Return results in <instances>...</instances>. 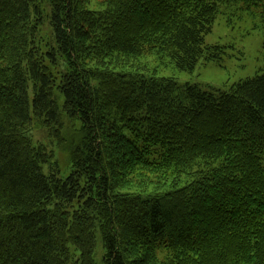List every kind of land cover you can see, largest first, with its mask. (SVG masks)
<instances>
[{
    "label": "trees",
    "instance_id": "obj_1",
    "mask_svg": "<svg viewBox=\"0 0 264 264\" xmlns=\"http://www.w3.org/2000/svg\"><path fill=\"white\" fill-rule=\"evenodd\" d=\"M0 0V264H264V76L179 86L222 7ZM66 154L60 168L48 143Z\"/></svg>",
    "mask_w": 264,
    "mask_h": 264
},
{
    "label": "rangeland",
    "instance_id": "obj_2",
    "mask_svg": "<svg viewBox=\"0 0 264 264\" xmlns=\"http://www.w3.org/2000/svg\"><path fill=\"white\" fill-rule=\"evenodd\" d=\"M98 1L100 0H92L90 8L97 7ZM204 41L207 46L222 48L220 59L212 62L200 61L191 73L177 71L168 64V60H160L156 56L144 57L143 62L151 70H156L159 77L174 78L179 86L190 84L205 90H228L242 81L264 76V30L259 11L255 8H246L243 2L222 7ZM33 136L43 144H49L55 161L60 165V177H65L70 170L66 154L52 146L39 131L35 130ZM94 261L95 264H103L99 236Z\"/></svg>",
    "mask_w": 264,
    "mask_h": 264
}]
</instances>
